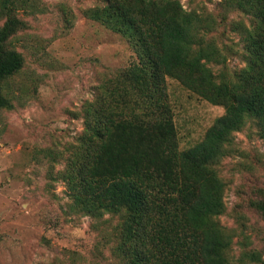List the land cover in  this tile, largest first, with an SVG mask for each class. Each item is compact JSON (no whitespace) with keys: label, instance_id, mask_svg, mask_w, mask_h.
Masks as SVG:
<instances>
[{"label":"trees","instance_id":"16d2710c","mask_svg":"<svg viewBox=\"0 0 264 264\" xmlns=\"http://www.w3.org/2000/svg\"><path fill=\"white\" fill-rule=\"evenodd\" d=\"M102 1L85 17L127 38L137 59L83 105V132L58 174L71 207L121 219L116 251L124 264H231L233 235L219 219L225 183L216 165L249 122L264 138V0L223 3L250 18L229 22L243 43L241 70L226 65L233 50L209 38L228 24L225 16L218 22L179 0ZM43 7L42 0H0V109L16 108L18 96L6 81L25 67L13 44L28 28L21 14L43 13ZM168 78L225 109L189 149H180ZM255 207L264 217V199ZM247 257L264 264L260 252Z\"/></svg>","mask_w":264,"mask_h":264},{"label":"rangeland","instance_id":"374dc122","mask_svg":"<svg viewBox=\"0 0 264 264\" xmlns=\"http://www.w3.org/2000/svg\"><path fill=\"white\" fill-rule=\"evenodd\" d=\"M179 1L187 11L212 15L218 22L225 16L228 24L209 38L230 47L226 65L241 70L243 43L229 22L249 23L250 18L228 11L225 0ZM42 4L43 13L21 14L28 28L13 44L25 57V67L6 81L18 96L16 108L0 109V264H124L116 251L121 219L74 211L58 174L68 148L83 132V105L137 56L127 38L85 17L84 11L103 5L102 0ZM67 16L73 18L72 28ZM167 85L180 149H189L203 140L225 109L175 79L168 78ZM216 170L225 183L220 223L233 235L230 262L259 264L247 257L254 251L264 256V217L255 207L264 199V138L255 123L234 133Z\"/></svg>","mask_w":264,"mask_h":264}]
</instances>
